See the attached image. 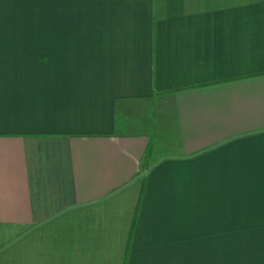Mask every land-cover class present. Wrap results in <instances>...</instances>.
Segmentation results:
<instances>
[{"label":"crops","instance_id":"obj_1","mask_svg":"<svg viewBox=\"0 0 264 264\" xmlns=\"http://www.w3.org/2000/svg\"><path fill=\"white\" fill-rule=\"evenodd\" d=\"M232 199L264 229V0H0V264H185Z\"/></svg>","mask_w":264,"mask_h":264},{"label":"rangeland","instance_id":"obj_2","mask_svg":"<svg viewBox=\"0 0 264 264\" xmlns=\"http://www.w3.org/2000/svg\"><path fill=\"white\" fill-rule=\"evenodd\" d=\"M121 120L124 115L121 114ZM122 124L128 121H121ZM129 126L131 121H129ZM126 127L128 130L130 127ZM122 127V125H121ZM167 150L161 153L168 154ZM203 207L202 230L186 238L185 264H264V229L244 226L240 200ZM204 212V213H203ZM188 221V218H187ZM256 232L257 238H250ZM199 234V235H198Z\"/></svg>","mask_w":264,"mask_h":264},{"label":"trees","instance_id":"obj_3","mask_svg":"<svg viewBox=\"0 0 264 264\" xmlns=\"http://www.w3.org/2000/svg\"><path fill=\"white\" fill-rule=\"evenodd\" d=\"M151 152H152V145L151 146L149 145V148L147 149V153H146L145 157L143 158V160L144 159L146 160L148 158V156L151 155Z\"/></svg>","mask_w":264,"mask_h":264}]
</instances>
